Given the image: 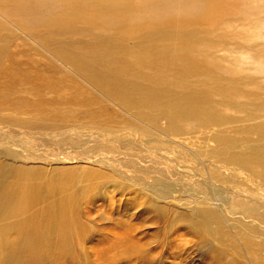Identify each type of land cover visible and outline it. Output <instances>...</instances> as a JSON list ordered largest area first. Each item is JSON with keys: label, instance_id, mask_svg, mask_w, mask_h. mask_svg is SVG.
Listing matches in <instances>:
<instances>
[{"label": "rangeland", "instance_id": "rangeland-1", "mask_svg": "<svg viewBox=\"0 0 264 264\" xmlns=\"http://www.w3.org/2000/svg\"><path fill=\"white\" fill-rule=\"evenodd\" d=\"M14 1L0 0V48H5L0 57V198L11 197L0 206V264H264L262 164L210 162L202 149L219 153L222 147L200 142L192 156L139 119L161 109L130 106L123 113L115 107L119 101L100 96L103 88L87 73L79 70L76 78L74 64L55 60L60 52L49 43L56 35L57 43L94 47L88 32L107 39L104 25L118 22L123 30L132 29V44L145 36L134 23L156 15L161 19L155 24L189 31L191 54L237 87L225 98L214 93L211 104L238 127H257L253 143L238 135L236 153L247 158L264 152V0H134L124 10L126 22L115 17L101 25L86 15L74 26L95 20L99 30L74 29L60 36L53 27L34 24L52 14L39 4L28 15L4 13L18 8ZM181 2L190 5L174 11ZM165 14L174 21L162 18ZM172 41L163 37L156 46L164 49ZM60 73L72 78L63 82ZM132 96L127 91L122 103ZM175 127L185 138L193 136L183 119ZM215 208L226 211L243 233L211 229L201 211ZM24 216L31 219L30 232Z\"/></svg>", "mask_w": 264, "mask_h": 264}, {"label": "bare ground", "instance_id": "bare-ground-1", "mask_svg": "<svg viewBox=\"0 0 264 264\" xmlns=\"http://www.w3.org/2000/svg\"><path fill=\"white\" fill-rule=\"evenodd\" d=\"M31 1L28 3V0H15L14 2L17 3L18 8L15 9L13 7L10 11L3 12L6 14L27 13L28 15V9H33L35 7L34 4H39L41 7H39V9L46 10V13L52 14H49L47 16L48 18L46 21L43 20L41 23L34 22V24L37 26H41L44 29V26L46 25L53 27L55 30H58L60 32L57 33L58 36H60V34L65 33H67L66 35H68L69 32H74V29L83 32L89 31V28H92L94 31L99 30L98 27H100V25H97L98 23L95 20L92 23L94 25H97L98 27L91 24H87L79 28H76L74 26L76 21L81 22L82 20H84L83 18L86 15L91 16L93 19H100L99 21H101V25L107 21L115 19V17L120 18L122 22H126V19L128 20V17L124 10L131 8L134 4V0H34L32 3ZM95 1H99V4L96 6H92L91 3H94ZM199 3L200 6H198L201 9V6L203 4L201 5L200 1ZM186 6H184V4L181 2L178 4V6H174L176 8H174V11H181ZM39 9H37V11ZM34 10H36V8ZM171 11H169L170 14L172 13ZM174 11L173 14L175 15V17L178 16L176 15V13H174ZM64 13L66 14L64 15ZM83 13H85V15H83ZM95 13L98 14L95 15ZM170 14L162 15V18H164L166 21L171 20L172 15ZM34 16L38 17L37 15ZM160 16L161 15H156L147 19H140L139 21L134 23L133 26H135V29H144L145 36L140 35V40H135L136 42L133 41L135 43L132 44H129L130 41H128L130 33H133L132 29L129 28L127 30H123V25H119L118 22H109L108 25H104V27H109V29H107L109 30L110 35L107 39V36H101L100 34H97V32H95L96 35H93V33L88 32L92 39L95 40L94 47L91 44L92 47L85 46L79 48L77 47L78 45L75 40V42L73 40L72 41L76 43V46L74 43L72 45H69V43H67L68 45H65L62 42L57 43V41H54L55 38H59L56 37V35L55 38L53 36V41L49 38V43H55L56 47H58V52H60V57L54 56L56 58L55 60L63 64H74L73 71L71 72L73 73V75L75 74L74 76L76 78L81 77L82 73L80 71H82L83 73H87V76L90 77V79L93 78V80L96 82L95 84L103 88L100 91L102 92V94H100V92L93 86H91L89 83L86 82V84L94 91L98 92L100 96L104 97L105 100L110 102L113 101V99H116L117 101H119L120 104H115V107L119 108L123 113L124 110L129 108L130 106H146L150 108L161 109L160 114L156 116L138 118L140 120L146 121L143 123L144 125H149L151 128L156 129L158 132H160L159 134L161 135V137L168 139V141L170 140L168 137L172 138L171 141L180 144L183 150L188 152L192 156H194V152L196 151H194V146L197 147V144H199V142L205 143L206 145L209 144L208 146L220 145V147H222V150L219 151V153H215V150H207V147L203 148L202 146V150L205 152L206 157L209 159L210 162L215 163L216 160V162H221L223 165L239 164L240 167L241 165L242 167H247L252 164L259 163L262 164V166L264 167V152H251L247 158L242 157L236 153L238 143L240 142V137L242 139H250L252 143L255 142L254 140H258V135L256 134V125H253V129L249 126L238 127V125L234 121H232V119L224 118L222 116L221 111H219L211 104L212 95L214 93H221L219 95H221V97L224 96L223 98H225L229 95V90H234L237 88L236 85H231L229 81H226L227 79L224 80V77L215 72L214 69L208 63H204L205 60H203L202 57H195V55L191 54L188 47V43L190 41V34H187L189 32L188 30V32L175 31L173 29L174 27L166 29L164 27L165 23L162 25L163 21H161V23L155 24L159 20ZM175 23L177 24V22ZM27 24L29 25V23ZM176 24L174 25H180V23H178L179 25ZM28 25L26 27H28ZM1 29L4 28H2L0 25V31ZM90 31L92 32V30ZM192 31L193 30L191 29V32ZM118 33H120V35H117ZM1 35L2 33L0 34V36ZM163 37H171L173 41L168 47L160 49L156 46V44ZM2 42L3 41L0 40V45L2 44ZM162 42H165L164 39ZM9 45H11V43H9ZM3 49L5 48H0V57L3 53ZM60 74L61 78L63 79V82H65V74ZM69 78L72 77L69 75L66 81H68ZM127 91H132L133 96L128 99L129 101L127 104H124L122 103V97L123 95L127 94ZM65 109H67L68 111V108ZM177 119H183L191 127V129L193 130V136H190L189 138H185L183 136V134L175 127V121ZM194 137H199L200 141H193ZM259 138L261 137L259 136ZM217 150L219 149L217 148ZM212 151H214V153ZM22 180L23 179H21V181ZM4 185L7 186L8 184ZM27 190L28 189H26L25 191ZM38 192L36 193L38 194ZM5 195L6 194L2 196V199L0 198V206L3 204V202H11V197L6 198ZM38 195L35 194L36 198H38ZM215 210V212H211L208 210L201 211L204 217L208 220V223L212 224L210 225L211 229L214 228V231H218L220 227H222V229L225 228L226 230L229 227L236 229V231L238 229L240 232L243 233L244 229L239 227V225L234 222L235 220L231 219L230 216L226 213V211L220 212L216 208ZM15 211H20V204L18 206V204L16 203ZM32 215H34L33 212ZM26 216L24 217L28 219L26 220L27 223L31 222V219L27 218ZM221 216L223 217L224 221L226 219L227 223H225L227 225L224 224ZM6 219H8V217ZM239 219L246 224L251 223V221L247 220L245 217L241 216ZM27 230H29V232L32 230L31 223L28 224Z\"/></svg>", "mask_w": 264, "mask_h": 264}]
</instances>
